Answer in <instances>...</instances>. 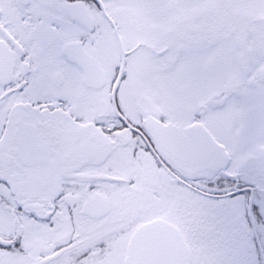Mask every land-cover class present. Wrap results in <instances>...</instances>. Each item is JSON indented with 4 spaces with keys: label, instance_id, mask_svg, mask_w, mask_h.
I'll return each mask as SVG.
<instances>
[{
    "label": "snow or ice",
    "instance_id": "6c2138e0",
    "mask_svg": "<svg viewBox=\"0 0 264 264\" xmlns=\"http://www.w3.org/2000/svg\"><path fill=\"white\" fill-rule=\"evenodd\" d=\"M0 264H264V0H0Z\"/></svg>",
    "mask_w": 264,
    "mask_h": 264
}]
</instances>
